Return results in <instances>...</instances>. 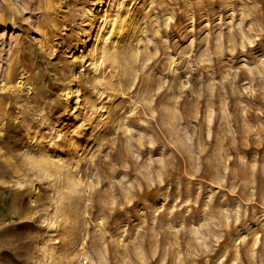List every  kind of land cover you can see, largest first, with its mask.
Returning a JSON list of instances; mask_svg holds the SVG:
<instances>
[{"label": "rangeland", "instance_id": "rangeland-1", "mask_svg": "<svg viewBox=\"0 0 264 264\" xmlns=\"http://www.w3.org/2000/svg\"><path fill=\"white\" fill-rule=\"evenodd\" d=\"M0 264H264V0H0Z\"/></svg>", "mask_w": 264, "mask_h": 264}, {"label": "bare ground", "instance_id": "bare-ground-1", "mask_svg": "<svg viewBox=\"0 0 264 264\" xmlns=\"http://www.w3.org/2000/svg\"><path fill=\"white\" fill-rule=\"evenodd\" d=\"M55 22L57 23L58 21L57 20H55ZM55 23V24H56ZM59 27V26H58ZM52 28V27H51ZM52 30V29H51ZM58 30V29H57ZM45 36V35H44ZM100 65V64H99ZM96 66V65H95ZM96 68V67H95ZM99 68H101V66L99 67ZM7 78L9 79L10 77L9 76H7ZM11 81V80H10ZM13 81H11V83H12ZM11 86H9V83H8V80H7V82H6V84L4 85L5 86V89H7V91L9 90V89H11V88H14V89H17L18 88V83H15L14 85L13 84H10Z\"/></svg>", "mask_w": 264, "mask_h": 264}]
</instances>
